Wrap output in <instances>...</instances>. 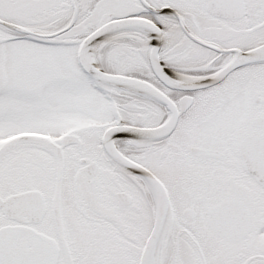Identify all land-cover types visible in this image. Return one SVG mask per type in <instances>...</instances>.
Masks as SVG:
<instances>
[{"label":"snow or ice","instance_id":"obj_1","mask_svg":"<svg viewBox=\"0 0 264 264\" xmlns=\"http://www.w3.org/2000/svg\"><path fill=\"white\" fill-rule=\"evenodd\" d=\"M0 264H264V0H0Z\"/></svg>","mask_w":264,"mask_h":264}]
</instances>
